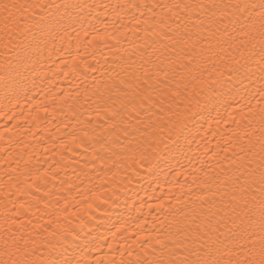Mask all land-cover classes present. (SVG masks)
Returning a JSON list of instances; mask_svg holds the SVG:
<instances>
[{"label":"bare ground","instance_id":"obj_1","mask_svg":"<svg viewBox=\"0 0 264 264\" xmlns=\"http://www.w3.org/2000/svg\"><path fill=\"white\" fill-rule=\"evenodd\" d=\"M57 2L80 4L83 8L70 9V15L77 20L65 16L53 36L39 40L40 49L25 63L17 64L14 53L0 46V236L6 228L15 231L11 220L5 222L6 211L25 224L23 234L31 232V239L37 243L47 238L45 228L52 230L48 225L50 218L63 225L71 220V226L77 227L76 217L69 215L66 219L63 212L57 211L67 205L69 213L80 208L85 219L95 217L90 227L102 247L91 252L89 259L107 255L119 261L120 251L129 246L133 256L125 254L123 258L134 259L133 240L141 232L138 224L146 236L153 226L160 230L162 223L167 225L174 215L180 218L177 209L184 205L175 200L181 191L175 185L176 172L183 173L178 177L181 182L187 176L193 192H199L192 176L204 179L205 171L215 176L221 167H228L239 146L247 145L249 136L259 132L258 117L248 126V119L255 116V112H249L248 94L259 85V72L253 65L255 75L251 80L234 79L231 91L213 85L201 92L197 97L199 105L193 101V116L188 123L191 144L181 140L182 151L171 154V168L169 162H162L159 179L150 186L153 178L143 169H136V175L131 161L119 173L109 162L112 152L120 150L112 142L117 136L123 140L122 133L111 127V110H120V99L126 91L121 80L143 77L145 70L154 75L161 62L170 58L173 47L183 46L174 44L178 33L184 36L185 27L196 32L192 24L201 19L198 11L191 13L189 20L184 12L173 16L169 8L176 3L207 0ZM251 104L258 111L264 107V99L257 96ZM198 112L200 115H195ZM229 112L238 123L231 120ZM123 178L131 183L113 184L114 179ZM183 191L187 193V186ZM113 192L116 196H112ZM100 193L105 195L98 200ZM107 197L111 199L105 205ZM117 197L118 204H113ZM141 200L146 205L143 208ZM88 203H92L91 209L87 208ZM161 203L164 207L157 210ZM21 204L27 211L20 208ZM115 208L118 211H113ZM87 232L85 229L81 237ZM112 233H117L115 242Z\"/></svg>","mask_w":264,"mask_h":264},{"label":"snow or ice","instance_id":"obj_2","mask_svg":"<svg viewBox=\"0 0 264 264\" xmlns=\"http://www.w3.org/2000/svg\"><path fill=\"white\" fill-rule=\"evenodd\" d=\"M78 8L83 6L57 0H0V46L14 53L17 64L25 63L40 49L39 40L53 36L65 16L77 20L69 10ZM169 11L173 16L184 12L189 20L191 13L198 11L201 19L192 24L195 33L186 27L184 36L178 33L174 44L183 46L173 47L170 58L166 63L161 62L154 75L150 76L145 70L143 77L120 81L125 95L123 99L118 97L120 110L113 109L110 115L111 127L123 136V140L117 136L112 142L119 145V152L109 156L116 173L131 161L136 166V175H139L136 169H143L153 178L150 186L157 182L161 163L169 162L173 152L182 151L181 140L191 144L188 123L193 116V101L199 105L197 97L201 92L213 85L231 91L234 79L251 80L255 72H259V85L254 93L248 94L249 112H255V116L248 119V126L258 117L259 132H253L247 145H240L228 167H221L215 176H210L208 171L203 172L204 179L193 175L192 182L199 192H193L187 176L181 182L178 177L183 173L176 172L175 185L181 191L175 200L176 204L184 205L177 209L180 218L174 215L167 225L162 223L160 230L153 226L146 236L142 225L138 224L141 232L136 233L139 238L133 240L134 259L123 258L125 254L133 256L131 246L120 251L119 261L107 255L89 259L91 252H98L102 247L90 227L95 217L85 219L80 208L69 213L66 205L57 211L63 212L66 219L69 215L76 217L79 231L71 226V220L63 225L58 219L50 218L48 225L52 230L44 229L47 238L40 243L31 239V232L24 235L25 224L6 211L5 222L11 220L15 231L9 227L0 236V264H264V107L255 111L251 104L257 96L264 99V0L176 3ZM61 12L64 15L58 16ZM228 116L238 123L232 112ZM118 124L122 127L118 128ZM116 183L126 185L131 180L114 179L113 184ZM185 186L187 193L183 191ZM104 195L100 193L96 199ZM185 196L187 199H182ZM110 199L105 198L103 203L107 205ZM118 199L112 203L118 204ZM140 205L141 208L146 206L143 200ZM92 206V203L87 204L88 209ZM163 207L161 203L157 210ZM20 208L25 209V205L21 204ZM16 216H20L19 210ZM85 229L88 232L82 238ZM116 235L112 233L114 242ZM108 247L111 249L112 245Z\"/></svg>","mask_w":264,"mask_h":264}]
</instances>
